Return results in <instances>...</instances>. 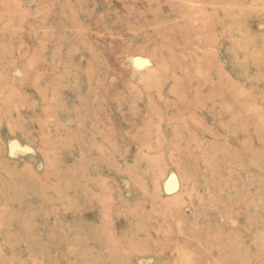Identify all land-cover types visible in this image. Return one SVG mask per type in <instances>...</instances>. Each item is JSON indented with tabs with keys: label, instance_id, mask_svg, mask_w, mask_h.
Returning a JSON list of instances; mask_svg holds the SVG:
<instances>
[{
	"label": "rangeland",
	"instance_id": "rangeland-1",
	"mask_svg": "<svg viewBox=\"0 0 264 264\" xmlns=\"http://www.w3.org/2000/svg\"><path fill=\"white\" fill-rule=\"evenodd\" d=\"M0 264H264V0H0Z\"/></svg>",
	"mask_w": 264,
	"mask_h": 264
},
{
	"label": "water",
	"instance_id": "water-1",
	"mask_svg": "<svg viewBox=\"0 0 264 264\" xmlns=\"http://www.w3.org/2000/svg\"><path fill=\"white\" fill-rule=\"evenodd\" d=\"M174 188H175V189H174ZM174 188H173V189H168V191H167V192H168V193H173V192H175V191H176V189H177V188H176V183H175V186H174Z\"/></svg>",
	"mask_w": 264,
	"mask_h": 264
},
{
	"label": "bare ground",
	"instance_id": "bare-ground-1",
	"mask_svg": "<svg viewBox=\"0 0 264 264\" xmlns=\"http://www.w3.org/2000/svg\"><path fill=\"white\" fill-rule=\"evenodd\" d=\"M228 95H229V92H228ZM224 98H225V95H224V97L221 96V97H220L221 101H222Z\"/></svg>",
	"mask_w": 264,
	"mask_h": 264
}]
</instances>
